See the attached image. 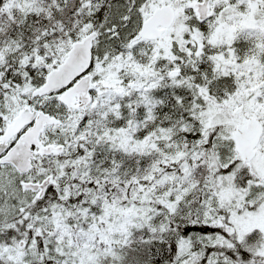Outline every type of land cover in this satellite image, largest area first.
Masks as SVG:
<instances>
[{
	"label": "snow or ice",
	"instance_id": "obj_1",
	"mask_svg": "<svg viewBox=\"0 0 264 264\" xmlns=\"http://www.w3.org/2000/svg\"><path fill=\"white\" fill-rule=\"evenodd\" d=\"M0 264H264V0H0Z\"/></svg>",
	"mask_w": 264,
	"mask_h": 264
}]
</instances>
